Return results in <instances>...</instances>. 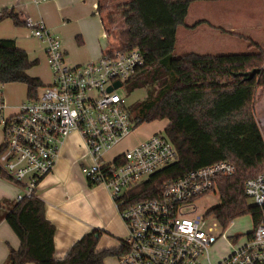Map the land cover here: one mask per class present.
<instances>
[{"label":"built area","instance_id":"obj_1","mask_svg":"<svg viewBox=\"0 0 264 264\" xmlns=\"http://www.w3.org/2000/svg\"><path fill=\"white\" fill-rule=\"evenodd\" d=\"M23 22L44 44L52 82L1 121L6 149L0 165L20 189L16 199L36 193L54 170L61 145L76 131L93 160L82 169L86 178L107 187L128 230L118 246L119 264H264V214L242 236L206 229L204 217L189 210L197 198L217 188L219 177L236 173L231 161L193 169L165 183L158 196L130 203V189L178 158L174 143L161 131L111 160L105 157L135 131L119 91L144 65L142 50L105 49L95 59L69 64L61 37L42 18L26 16ZM117 81L121 86L108 91ZM244 187L249 199L264 208V172L248 178ZM228 238H234L230 253L216 258L215 246Z\"/></svg>","mask_w":264,"mask_h":264},{"label":"trees","instance_id":"obj_2","mask_svg":"<svg viewBox=\"0 0 264 264\" xmlns=\"http://www.w3.org/2000/svg\"><path fill=\"white\" fill-rule=\"evenodd\" d=\"M194 1L128 0L117 5L124 28L116 34V48H139L145 56L144 65L125 82L129 91L144 88L147 93L129 112L135 128L167 120L166 135L178 152L175 162L130 189V203L158 196L165 183L193 169L228 160L237 171L217 179L220 203L210 213L221 226L250 213L257 226L264 208L249 201L244 185L248 178L264 172V134L254 112L255 94L258 89L264 92V49L251 54L189 52L175 57L178 28ZM98 9L112 36L101 3ZM112 15L108 12L107 18L115 24ZM6 18L24 25L13 9L0 11V22ZM37 64L15 39H0V87L22 83L27 87V99L38 98L43 80L27 72ZM253 69L259 72L250 79L240 75ZM5 149L2 142L0 155ZM0 176L9 179L1 165ZM87 180L90 186L99 184ZM2 220L20 240L18 249L9 248L5 264H105L107 258L122 252L119 247L100 249L102 230L93 229L74 242L64 258H56L57 229L46 216L45 201L36 193L20 201H0Z\"/></svg>","mask_w":264,"mask_h":264},{"label":"rangeland","instance_id":"obj_3","mask_svg":"<svg viewBox=\"0 0 264 264\" xmlns=\"http://www.w3.org/2000/svg\"><path fill=\"white\" fill-rule=\"evenodd\" d=\"M123 0H108L109 6L104 7L102 17L106 23L112 25L110 28V39L95 38V25L91 18L83 17V8L75 3L69 6L68 11H63L69 23L68 33L73 35L72 43L64 32L57 31L61 37L63 46L68 48V63L71 61L72 48L84 49L87 47H98V43L102 46L109 44L116 48L118 45L117 32L124 28L123 18L118 13L117 3ZM107 6V5H106ZM55 10V7H52ZM113 13L112 17L116 20L115 24L107 18V13ZM223 29L227 30L226 32ZM83 30V31H80ZM85 33V37L83 36ZM0 36L17 39L23 47L28 49L34 55L35 50H39L38 42L28 36L26 28L22 25H16L12 18H6L0 23ZM177 44L175 47V57L183 56L186 53L194 52L198 54L213 55H230V54H251L257 52L260 48L264 49V0H195L191 3L185 23L178 28ZM86 39V40H85ZM110 42V43H108ZM21 47V46H20ZM81 52V50H80ZM32 76H39L45 83L52 80V71L45 59H40L39 63L28 70ZM46 86V85H45ZM120 94L124 97L125 104L129 112L135 107L136 103L144 99L147 95L144 88H137L129 91L127 85L124 84L120 89ZM27 87L22 83H9L0 87V106L2 99L17 104L26 100ZM255 117L264 134V92L258 89L254 97ZM18 107V108H19ZM135 114V112H132ZM0 142H4L3 124L0 121ZM168 125L167 120L154 121L151 123H143L135 128L134 133L125 138L114 150L105 154L109 159L116 155L117 152H124L135 145L139 138L148 137L155 132H165ZM106 159V160H107ZM82 171V170H81ZM83 173V172H81ZM83 176L86 178L85 174ZM251 203L252 200H249ZM220 203V195L217 188L211 192L197 198L194 206H190L189 210L193 212L191 215H200L207 221L208 227L217 228L226 235L239 234L245 236L246 233L254 228L252 215L246 213L235 217L226 226H221L210 210ZM128 230L122 223V230L116 238L111 234L101 236L99 246L108 245L114 247L119 244V237L123 240L127 237ZM245 237H243L244 239ZM234 242V238L223 239L215 246L216 258L227 256L230 251V243ZM109 264H118V258L112 256L108 258ZM107 264V262L105 263Z\"/></svg>","mask_w":264,"mask_h":264},{"label":"crops","instance_id":"obj_4","mask_svg":"<svg viewBox=\"0 0 264 264\" xmlns=\"http://www.w3.org/2000/svg\"><path fill=\"white\" fill-rule=\"evenodd\" d=\"M125 1L128 0H123L122 3ZM72 3L81 6L83 8L82 16L91 18L93 21L95 25V38L105 37L108 40L110 39L102 23L98 9L99 3L104 7H108L110 5L108 0H0V11L3 9H13L21 20L26 16L35 19L42 18L56 33L57 31L66 33L72 46L73 35L67 32L69 23L66 19L68 18L63 14V11H68L69 6L73 5ZM52 7H55V10ZM26 30L28 36L35 39L39 44V50H35L34 55H30L31 52L28 49L22 48L23 46L20 43L18 44L17 39H10H15L17 46L25 50L32 60L37 59L39 63L40 59H45L47 62L43 42L33 37L28 28ZM83 36L85 37L84 32ZM3 38L8 37L0 36V39ZM64 48L67 58L69 51L66 46ZM111 48L115 47L109 44L102 46L101 43H98V47L95 45V47L84 49H77L73 46L71 61L75 65L85 63L99 57L103 50ZM51 82L52 80L48 83L43 81L44 86L49 85ZM1 105L0 121L17 112L19 107L18 103H9L8 100L4 103L3 99ZM146 138H139L136 144ZM114 148L110 151L114 150ZM120 153L122 152L115 153L116 155L111 156L108 160L115 158ZM92 161L91 156L87 153L81 135L76 131L72 132L61 145L59 158L54 170L41 180L37 188L36 194L46 203V216L55 224L57 229L55 234V256L58 259L64 258L72 244L93 229H101V236L111 234L115 238V235H118L122 230V223L124 224V222L107 187L103 184L90 186L87 178L83 176V167L91 164ZM18 192H20V189L15 182L0 176V201L4 199L14 200ZM119 239L120 243L122 239L120 237ZM118 246L119 244L114 247ZM10 247L18 249L20 247V240L8 223L2 220L0 222V264H5ZM98 247L100 249L109 248L108 245ZM106 262L109 264L108 258ZM27 264L35 263L30 262Z\"/></svg>","mask_w":264,"mask_h":264},{"label":"water","instance_id":"obj_5","mask_svg":"<svg viewBox=\"0 0 264 264\" xmlns=\"http://www.w3.org/2000/svg\"><path fill=\"white\" fill-rule=\"evenodd\" d=\"M258 72H259V69H253V70L245 72V73H240V75L244 76L245 78L250 79V78L254 77ZM120 86H121V82L117 81L114 83L113 86H110L108 88V91H112L113 88H118Z\"/></svg>","mask_w":264,"mask_h":264}]
</instances>
